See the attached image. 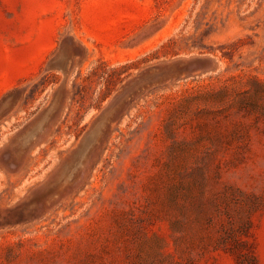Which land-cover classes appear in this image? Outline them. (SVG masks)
Here are the masks:
<instances>
[{
	"label": "rangeland",
	"instance_id": "rangeland-1",
	"mask_svg": "<svg viewBox=\"0 0 264 264\" xmlns=\"http://www.w3.org/2000/svg\"><path fill=\"white\" fill-rule=\"evenodd\" d=\"M0 264H264V0H0Z\"/></svg>",
	"mask_w": 264,
	"mask_h": 264
},
{
	"label": "bare ground",
	"instance_id": "bare-ground-1",
	"mask_svg": "<svg viewBox=\"0 0 264 264\" xmlns=\"http://www.w3.org/2000/svg\"><path fill=\"white\" fill-rule=\"evenodd\" d=\"M69 60H70V59H69ZM60 115H61V114H60ZM5 148H6V147H5ZM4 151H5V150H4ZM72 176H73V174H72ZM48 179H49V178H48ZM48 179H47V180H48ZM70 179H71V178H70ZM61 181H62V179H61ZM43 185H44V184H41V186H43ZM60 189H61V188H60ZM62 190H64L63 187H62ZM62 190H61V192H63ZM56 191H60L59 188H58V190L56 189ZM56 191H55V192H56ZM56 193H58V192H56ZM59 193H60V192H59ZM61 194H63V193H61ZM54 195H56V194H54ZM54 195H53V196H54ZM58 195H59V194H58ZM58 199H59V198H58ZM49 202H50V201H49ZM54 204H55V203H54Z\"/></svg>",
	"mask_w": 264,
	"mask_h": 264
},
{
	"label": "water",
	"instance_id": "water-1",
	"mask_svg": "<svg viewBox=\"0 0 264 264\" xmlns=\"http://www.w3.org/2000/svg\"><path fill=\"white\" fill-rule=\"evenodd\" d=\"M65 64H66V62H64V64H63V65L65 66Z\"/></svg>",
	"mask_w": 264,
	"mask_h": 264
}]
</instances>
